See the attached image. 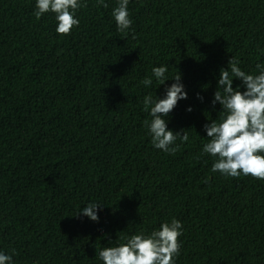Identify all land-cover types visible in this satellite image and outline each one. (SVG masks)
I'll return each instance as SVG.
<instances>
[{"label": "trees", "instance_id": "1", "mask_svg": "<svg viewBox=\"0 0 264 264\" xmlns=\"http://www.w3.org/2000/svg\"><path fill=\"white\" fill-rule=\"evenodd\" d=\"M105 2L87 0L61 36L36 0H0V251L14 264H103L104 247L175 218L176 264H264V180L213 172L203 152L220 69L264 64V0H130L127 36L117 0ZM165 65L161 85L152 69ZM178 72L188 99L166 119L189 139L169 154L152 144L143 98H163ZM89 203L99 222L77 217Z\"/></svg>", "mask_w": 264, "mask_h": 264}, {"label": "clouds", "instance_id": "2", "mask_svg": "<svg viewBox=\"0 0 264 264\" xmlns=\"http://www.w3.org/2000/svg\"><path fill=\"white\" fill-rule=\"evenodd\" d=\"M129 2L117 0V7L112 11L118 31L125 36L129 31H135L128 11ZM101 6L107 8L108 4L105 0H97V7ZM35 7L37 19L49 12L55 14L57 34L68 36L74 28L79 27L76 13L81 8H87L88 4L87 0H36ZM239 64L240 61L232 57L228 68L220 69L212 105L215 107L219 103L221 115L219 120L204 125L208 142L204 144L203 152L216 158L212 165L213 172L232 178L250 175L254 179L264 180V64L256 65L258 75L246 73ZM167 71L166 65L152 69L161 85L169 80L165 75ZM233 77L242 82L244 91L233 87ZM181 79L180 73L171 79L174 82L165 89L163 98H153L151 94L143 98L144 110L149 111L152 117L150 122H144L152 136V144L169 154L179 150L178 139L181 143L189 139L187 130H169L166 119L179 101L188 99ZM141 83L148 87L153 81L146 77ZM197 99L203 101L202 96L198 95ZM187 111L191 112L192 109L188 108ZM102 208L97 203H89L77 217L83 215L93 222H99L98 210ZM182 229L183 224L173 218L171 223H162L159 230L152 231L150 235L142 232L125 238V243L104 247L98 252V258L103 264H176L181 249ZM0 264H14L12 255L0 251Z\"/></svg>", "mask_w": 264, "mask_h": 264}]
</instances>
